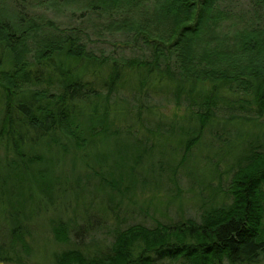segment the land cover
Masks as SVG:
<instances>
[{
	"label": "trees",
	"instance_id": "obj_1",
	"mask_svg": "<svg viewBox=\"0 0 264 264\" xmlns=\"http://www.w3.org/2000/svg\"><path fill=\"white\" fill-rule=\"evenodd\" d=\"M13 1L18 5L27 0ZM219 2L87 0V8L111 14L117 19L114 29L130 32L133 41H143L150 50L149 58H126L122 63L111 61L110 56H97L72 34L50 40L38 51L37 60L31 62L18 49L13 33L5 24L3 27L0 18V97L4 102L0 137L18 139L16 166L0 177L2 183L27 170L26 162L33 160L19 144L21 138L37 142L42 136L57 140V134H64L80 147L89 133L107 129V122H112L108 120L109 105L115 102L120 83H127L141 94L149 86L162 85L164 78L177 82L171 91L176 104L184 102L191 111L190 118L197 122L191 131L184 127L178 136L185 153L199 140L206 125L216 120L220 102L228 110L226 121L263 116L264 24L251 25V30L238 34L235 42L228 44L229 54L224 58L223 51H216L219 47L214 43L215 36H210L231 14ZM249 2L254 10L264 4V0ZM115 14L122 16L120 20ZM126 67L132 68L129 73H136L137 81L128 79ZM104 70L107 71L101 78V90L88 76H99ZM39 84L45 86L35 87ZM81 130H86L87 135L79 138ZM148 138H137L144 144L143 153L152 149ZM33 146L31 143L28 148ZM244 155L231 175L228 188L232 200L204 208L200 220L186 218L153 227L129 224L115 232L106 249L89 257L78 248L67 249L56 256L55 264H264V137L258 143L250 141ZM118 166L121 167L110 165L106 171L111 177L104 183L125 194L122 183L128 182L124 189L130 191L135 179L127 181L124 175H115ZM134 168L131 167V175ZM37 179L38 176L35 182L40 186L47 182ZM18 194L9 186L0 188V203L6 208L0 218L1 261L20 260L15 251L17 244L21 248L28 246L24 236L28 225L20 220L25 216L20 211L27 208V202L18 204L14 198ZM52 230L57 241L68 240L69 231L64 224L54 223Z\"/></svg>",
	"mask_w": 264,
	"mask_h": 264
},
{
	"label": "rangeland",
	"instance_id": "obj_2",
	"mask_svg": "<svg viewBox=\"0 0 264 264\" xmlns=\"http://www.w3.org/2000/svg\"><path fill=\"white\" fill-rule=\"evenodd\" d=\"M86 3L87 0H27L17 5L13 0H0V18L3 27L5 24L13 33L18 49L31 62L37 60L38 51L50 40L66 34L78 37L97 56H110L111 61L122 63L126 58L150 57L143 41L135 42L130 32L113 28L117 19L87 8ZM219 3L231 14L210 36H215L214 43L219 47L216 51H223L225 58L229 54L228 44L235 42L238 34L251 30V25L264 24V4L254 10L249 0ZM114 17L120 20L122 16ZM131 69L125 70L129 73ZM106 71L99 76H88L101 90V78ZM128 79L137 81L136 73H129ZM161 83L145 88L141 94L127 83H120L115 102H109L108 120L112 122H107L105 130L89 133L88 140L80 147L64 134H57V140L48 136L40 137L37 142L28 136L19 140L26 156L33 160L26 162L27 170L19 171L8 183H2L0 178V188L9 186L15 192L18 190L19 196L14 197L17 203L27 202V208L20 211L25 214L20 220L28 225L24 231L28 246L21 248L18 243L15 251L21 259L0 260V264H55L56 256L71 248H78L89 257L106 249L115 232L129 224L153 227L186 218L200 220L204 208L232 200L228 188L231 175L247 153L248 143L263 140L264 115L253 120L226 121L228 110L220 102L216 120L206 125L199 140L185 153L178 136L184 127L191 131L197 122L190 118L191 111L184 102L176 104L171 91L177 82L164 78ZM42 86L45 85L35 87ZM3 103L0 97V124ZM31 133L30 130V136ZM78 134L79 138L87 135L86 130ZM147 137L152 141L149 146L152 149L143 153L144 144L137 138ZM17 140L16 136L10 140L0 137V177L16 166ZM31 143L34 146L30 150ZM114 163L121 165L115 167V175L122 174L127 181L135 179L130 191L124 189L128 182L122 183L125 194L104 183V179L111 177L106 170ZM132 166H135L133 175ZM101 168L106 172L104 175ZM35 173L37 180L43 178L47 182L38 185ZM3 208L0 203V218L6 209ZM8 210L13 212L11 207ZM54 223L67 227L68 240L55 239Z\"/></svg>",
	"mask_w": 264,
	"mask_h": 264
}]
</instances>
